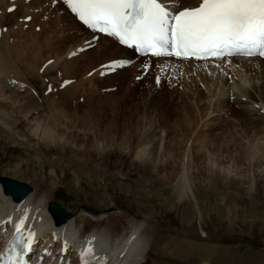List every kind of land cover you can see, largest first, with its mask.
<instances>
[{
  "label": "rangeland",
  "instance_id": "obj_1",
  "mask_svg": "<svg viewBox=\"0 0 264 264\" xmlns=\"http://www.w3.org/2000/svg\"><path fill=\"white\" fill-rule=\"evenodd\" d=\"M20 1L17 6L0 0V41L13 51L12 70L32 87L25 94L37 108L11 110L0 98V177L47 193L71 216L118 218L122 227L142 220L153 244L151 257L139 259L147 264H264L262 119L214 106L222 86L230 83L232 90L229 79L204 92L202 85L184 84L178 72L175 83L161 84L138 82L135 68L101 75L98 66L117 53L99 42L84 55H72L85 34H71L66 28L72 22L65 20V28L63 21L52 24L46 10L39 12L44 1L53 6L52 0ZM10 3L16 10H7ZM44 59L57 65L49 72ZM67 78L72 82L63 86ZM0 84L6 85L1 73ZM73 84L71 98L61 105L60 94ZM0 87L2 97L15 96L8 86ZM50 101L55 103L47 105ZM244 117L251 122L247 127ZM34 121L52 129L51 143L41 141V128L33 133ZM137 140L147 144L145 162L131 155ZM217 142L223 145L214 146ZM183 175L186 191L177 188ZM80 226L91 229L84 221ZM179 248L190 255L180 258L173 252Z\"/></svg>",
  "mask_w": 264,
  "mask_h": 264
},
{
  "label": "bare ground",
  "instance_id": "obj_2",
  "mask_svg": "<svg viewBox=\"0 0 264 264\" xmlns=\"http://www.w3.org/2000/svg\"><path fill=\"white\" fill-rule=\"evenodd\" d=\"M26 1H28V0H26ZM14 2L17 6L21 5L20 0H14ZM192 2H193V4L189 5V6L197 5L199 0H192ZM58 4H60V3L58 2ZM8 6H10V4L6 5V8ZM184 7H186V6H184ZM42 9L46 10L48 16L51 18L52 24H58L61 21H63V25H66V22L68 21L67 16H64L62 14H58L57 11H55L54 7L51 6V4H49L48 1H44L43 5L41 4L40 8H38L39 12H41ZM31 13H32V16L34 18L36 15L35 12H31ZM68 15H70V14L68 13ZM43 16L45 17L44 14H43ZM65 20H67V21H65ZM72 20L74 21L73 24L75 25V27L73 28L72 23H71L70 24V27L72 29L71 31H76V29H75L76 27L79 30L87 31L79 22H77L74 19L73 16H72ZM46 23H48V20H46ZM101 38H103L104 42L105 41L108 42V44L103 43L101 45H103L107 49H110V48H108L109 47L108 45L112 44V46H116L120 51H122L124 53V55L121 57L128 56L127 54L131 52L128 49L123 48L120 45H118L117 43H115L109 37L102 36ZM77 46H79V45H77ZM103 46H100V48L103 49ZM71 50H70V52H71ZM106 52H107V50H106ZM75 53H76V51L74 49V51L72 52V55H75ZM79 53H83V55L85 54L83 51L79 52ZM112 53H113V51H112ZM77 55H78V53H77ZM13 57H14L13 51L10 50V46L6 43V41L1 40L0 41V73H1V78L6 77V79H7L6 83H8V84H9V82L11 83V79L13 76H14L13 79L19 80V76L21 75V73L19 72L18 69H16L17 71L12 70L11 63H12ZM149 58L164 60V58H155V57H149ZM171 59L172 58H168L166 60H171ZM257 59H258L257 57L255 59H244L242 57L229 58V59H226V61H230L231 62L230 65L229 66H222L219 68H217L216 66L212 67V64L220 63L221 60H218V61L215 60L212 62L211 61L197 62V61H194L192 59L178 60V61H186L187 63L195 66L196 70L193 72H190V71L181 72L182 76H184V84L187 83L191 87L194 86L195 89H197V88L200 89L201 85H202L204 92H205L206 89L210 90L211 87H215V86L218 87V85H223L222 84L223 82L227 83L228 79H229V81L231 82V85H232L231 86L232 90H230V83H228V86H227V87H229L228 89L223 90L224 87L222 86V90L220 89L219 90L220 93L218 94L221 96L215 99L214 106H216L217 108H221L223 110L226 108H227V110L234 109V108L240 109L241 112H246L250 118L251 117L258 118V120L262 119L261 120L262 123H259L260 122L259 121L258 126H261L263 131H264V122H263L264 121V110L260 106V103L264 105V89H263L264 86H263V81L261 80V79H264V76H263V74H264V61H262L260 59L257 60ZM45 61H46V59H44L43 63ZM52 62H51L52 64H50L47 67L48 71L57 65V61H52ZM42 64H40V65H42ZM31 67L32 66H29V69L34 70V68H31ZM175 69L176 68L173 67L171 70L174 71ZM35 71H37V73H38L37 68ZM26 73L31 75L29 72H26ZM28 74H26V75H28ZM36 75L40 78V75H38V74H36ZM227 75H229V77ZM169 78H171L170 82L175 83L177 81V80L172 81L173 79L176 78L175 73L172 74L171 76H169ZM186 79H190V81H186ZM191 80H192V82H191ZM0 85L1 86H7V84L6 85L0 84ZM73 86H74V84L68 86L67 89L65 88V91H63L62 94H60V95H62L60 97L61 98L60 99L61 105H64L65 101L67 99L71 98L70 95L73 94V92L70 94H69V92L74 89ZM219 88H221V87H219ZM219 88H217V90ZM0 89H1V87H0ZM204 92H197V95L199 97L203 96ZM18 93L15 92L16 97L15 96H7V97L4 96V97H2L1 96L2 94H0V98H1V100L6 101L5 102L6 105L9 106V108L11 110L12 109L22 110V108L24 107L26 109L27 108L29 109V110L27 109L28 111L25 110L29 113V111H31L32 108H34V109L37 108V106L35 105L36 102L31 99L32 95H26V94L23 95L22 94L23 96L21 97V95L20 94L18 95ZM216 93H218V92H216ZM229 95H232L231 97L233 98V100H235V102H236L235 104H232L227 100V97ZM205 97H206L205 101H207L206 105L209 107L211 105V103H213V102H211L213 100L210 99L211 95H208ZM256 97L259 101L255 100ZM8 99L11 100V102ZM51 102L52 101H50V103L48 102L49 104H47V105H51V104L55 103V102L54 103H51ZM244 119L246 120L244 123L246 127H247V124L248 125L251 124L250 120H248L246 117H244ZM38 122L39 121H34V123H33L34 124L33 128H32L34 130L33 133L35 132V134H36L37 132H39L38 131L39 128H41L40 133H42V134L41 135L39 134V138L41 139V141L43 140V143L44 142L45 143H51L53 141V138H54V133H53L52 129L47 128L45 126L40 127ZM96 133H97V129H96ZM32 135H34V134H32ZM37 135H38V133H37ZM138 142L134 147L132 146V148L130 149V151L132 153L131 155L134 156V159L139 160L140 162H145L146 158H148L150 156L148 154L147 155L148 157H146V158L143 157L146 150H147V144L142 143V142L138 143ZM221 142H223V141H221ZM220 143L217 142V143H215L214 146L217 145V147H218V145ZM221 145H223V144L221 143ZM219 147H221V146H219ZM221 148H224L223 150H226L228 153V148H225L224 146ZM237 153H240V152H237ZM222 154H223V152H222ZM217 162H218L217 160H214V163H217ZM182 174H183V172H182ZM3 179H4L3 177H0V208H2L4 210H10L12 213H15L16 211H19V209H21V207L26 206L27 210H31V212H32L30 214V217L34 213H36L40 217H42L43 221L46 220L47 223H50L52 221L51 214L48 211V205L50 203V196L47 193L43 194L39 190L38 191L33 190L28 186L29 191H28L27 196L24 197L23 199L17 201L12 196L3 194L2 190H1ZM177 188L180 191H183L186 189L184 175H183V178H180L178 180ZM82 221H84L86 226L90 225V227H91V229L87 230V232L83 231V229L80 226V223ZM143 223L144 222L142 220L136 221L134 219H131L128 222L127 227H122L121 219L119 221L118 218H114V219L108 218L105 220L98 219L95 221H90V220L86 219L85 217L70 216L66 222L61 223L58 227L53 226V227H51V229H53L55 231L56 236H59V235L65 233L67 231L71 234L72 237H74V236L82 237V236H84L85 233H89V231L93 232V233H95L96 231H98L99 233H103V236L110 242V245H109L110 247L108 248V250L105 248H102V247H98L101 250L99 252H97L96 255L93 253V255H95L94 258H96V259L99 258L100 261L105 262V264H111L112 260H114V259L119 260L120 256H121V261L119 263L127 264L128 260H129L127 258H130V256L132 254H133V256H132V258H130V260L132 261L131 264H147V262H143L139 259L142 258L144 255H148V256L151 255L152 252L149 253V251L152 250L153 244L151 243L149 245V236H147L145 233ZM117 230H120V231H117ZM111 243L114 244L113 247H115V248H111ZM117 243H122V244L117 245ZM92 244H94V243H92ZM105 244H107V243H105ZM184 244H185V242H184ZM143 245H147V246L143 247ZM94 248H97V246L95 245ZM180 248H181V246H180ZM180 248L176 251H173L174 254L181 256L180 258H183V256L185 257L186 255H190V253L187 254L189 250L187 251V253L186 252L184 253L183 252L184 250L182 251L181 250L182 248L181 249ZM149 257H151V256H149ZM186 257H188V256H186Z\"/></svg>",
  "mask_w": 264,
  "mask_h": 264
},
{
  "label": "snow or ice",
  "instance_id": "obj_3",
  "mask_svg": "<svg viewBox=\"0 0 264 264\" xmlns=\"http://www.w3.org/2000/svg\"><path fill=\"white\" fill-rule=\"evenodd\" d=\"M64 2L89 28L115 37L138 52L197 59L256 54L264 57V0H201L197 7L179 12L159 0ZM120 66L112 62L104 67L113 70ZM16 230L20 231V224ZM31 240L30 234L28 245L20 247H30ZM91 252L89 248L85 255ZM21 255L16 252L3 264H24Z\"/></svg>",
  "mask_w": 264,
  "mask_h": 264
},
{
  "label": "water",
  "instance_id": "obj_4",
  "mask_svg": "<svg viewBox=\"0 0 264 264\" xmlns=\"http://www.w3.org/2000/svg\"><path fill=\"white\" fill-rule=\"evenodd\" d=\"M2 187L3 192L5 194H10L13 196L15 200H21L23 197H25L29 191V187L25 185L24 183H21L17 180H14L12 178H4L2 180ZM49 211L52 213V215L58 219L57 221L59 223L64 222L70 214H68L58 203L52 202L49 205Z\"/></svg>",
  "mask_w": 264,
  "mask_h": 264
}]
</instances>
